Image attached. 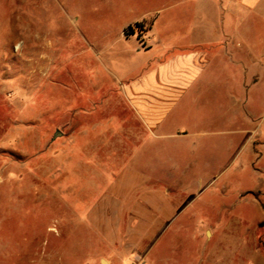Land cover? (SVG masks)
<instances>
[{
    "label": "rangeland",
    "instance_id": "374dc122",
    "mask_svg": "<svg viewBox=\"0 0 264 264\" xmlns=\"http://www.w3.org/2000/svg\"><path fill=\"white\" fill-rule=\"evenodd\" d=\"M68 1L0 0V264H264V107L220 81L149 136Z\"/></svg>",
    "mask_w": 264,
    "mask_h": 264
},
{
    "label": "crops",
    "instance_id": "0c3cea01",
    "mask_svg": "<svg viewBox=\"0 0 264 264\" xmlns=\"http://www.w3.org/2000/svg\"><path fill=\"white\" fill-rule=\"evenodd\" d=\"M68 11L81 53L115 77L104 99L128 104L149 136L186 135L168 132L171 113L220 81L241 118L263 110L264 0H69Z\"/></svg>",
    "mask_w": 264,
    "mask_h": 264
},
{
    "label": "built area",
    "instance_id": "2783aa9c",
    "mask_svg": "<svg viewBox=\"0 0 264 264\" xmlns=\"http://www.w3.org/2000/svg\"><path fill=\"white\" fill-rule=\"evenodd\" d=\"M134 29H138V27H134ZM139 44L142 48H145L146 47V41L144 38H140L139 40Z\"/></svg>",
    "mask_w": 264,
    "mask_h": 264
},
{
    "label": "trees",
    "instance_id": "16d2710c",
    "mask_svg": "<svg viewBox=\"0 0 264 264\" xmlns=\"http://www.w3.org/2000/svg\"><path fill=\"white\" fill-rule=\"evenodd\" d=\"M136 27L140 28V27H139V26H137V25H136ZM129 31H131V28H129L127 32H129Z\"/></svg>",
    "mask_w": 264,
    "mask_h": 264
},
{
    "label": "water",
    "instance_id": "95a60500",
    "mask_svg": "<svg viewBox=\"0 0 264 264\" xmlns=\"http://www.w3.org/2000/svg\"><path fill=\"white\" fill-rule=\"evenodd\" d=\"M59 134H60V133H58V132H57V133H55V134H54V137H56V136H57V135H59Z\"/></svg>",
    "mask_w": 264,
    "mask_h": 264
}]
</instances>
